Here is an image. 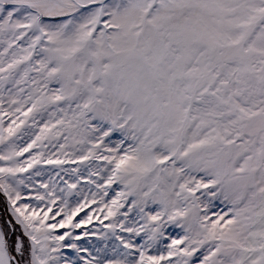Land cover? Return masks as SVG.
<instances>
[{
  "label": "snow or ice",
  "instance_id": "obj_1",
  "mask_svg": "<svg viewBox=\"0 0 264 264\" xmlns=\"http://www.w3.org/2000/svg\"><path fill=\"white\" fill-rule=\"evenodd\" d=\"M0 49V264H264V0H0Z\"/></svg>",
  "mask_w": 264,
  "mask_h": 264
},
{
  "label": "rangeland",
  "instance_id": "obj_2",
  "mask_svg": "<svg viewBox=\"0 0 264 264\" xmlns=\"http://www.w3.org/2000/svg\"><path fill=\"white\" fill-rule=\"evenodd\" d=\"M0 51H2V49H0ZM38 119H39V117H38ZM25 139H26V137H25ZM16 143L19 144L20 140H17ZM0 148H3L2 144H0ZM25 156H27V154H25ZM61 158H63V157H61ZM64 167H66V168H74V167H77V165L71 164V165H65ZM41 168L43 169V171L45 173L42 176V179L47 180V178H48L47 174L52 171L53 166H51V165H42ZM57 170H59V169H57ZM62 175H63V173H62ZM64 178L67 179V176H65ZM110 194H111V190H110ZM226 210H227L226 204L221 202L220 200H217V201L213 202V204L211 206V211L208 214L211 216V215H213V213H218V212H222V211H226ZM81 215H83V214H81ZM95 223L96 222L94 221V224ZM105 223H107V221H105ZM89 227H92V225H89ZM62 231L63 230H58V233L62 232ZM79 231L80 230H77V232H79ZM170 231H172L173 234H179L180 233V229H178V228H172V229H170Z\"/></svg>",
  "mask_w": 264,
  "mask_h": 264
},
{
  "label": "trees",
  "instance_id": "obj_3",
  "mask_svg": "<svg viewBox=\"0 0 264 264\" xmlns=\"http://www.w3.org/2000/svg\"><path fill=\"white\" fill-rule=\"evenodd\" d=\"M3 202H4V197L0 195V212L3 211Z\"/></svg>",
  "mask_w": 264,
  "mask_h": 264
}]
</instances>
